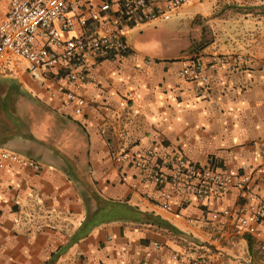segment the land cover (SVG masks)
<instances>
[{"label":"crops","instance_id":"1","mask_svg":"<svg viewBox=\"0 0 264 264\" xmlns=\"http://www.w3.org/2000/svg\"><path fill=\"white\" fill-rule=\"evenodd\" d=\"M218 3H237L243 10L221 14ZM175 15L177 36L186 20L200 15L214 36L205 53L245 54L250 66L239 73L220 70L207 85L189 83L179 76L177 52L141 54L127 35V55L88 63L92 85L85 93L97 104L81 117L69 109L57 113L48 87L27 70L15 71L14 63L0 66V117L16 114L20 85L43 103L29 115L34 130L29 134L0 118V148L41 165L39 171L14 164L0 170V264H44L64 250L94 193L127 201L176 231L111 222L71 245L58 264H177V251L202 264H264V238L239 235L234 217L212 218L237 211L244 192L232 189L225 198L211 196L202 203L176 195L168 213L132 193L112 168L116 151L177 150L191 162L219 169L261 167L250 190L264 195V0H193ZM175 44L171 41V48ZM106 104L111 112L102 109ZM260 231L264 237V226Z\"/></svg>","mask_w":264,"mask_h":264},{"label":"built area","instance_id":"2","mask_svg":"<svg viewBox=\"0 0 264 264\" xmlns=\"http://www.w3.org/2000/svg\"><path fill=\"white\" fill-rule=\"evenodd\" d=\"M193 0H0V66L21 60L30 77L47 86L54 109L81 117L97 101L85 93L92 85L87 74L90 62L114 60L130 52L126 37L136 26L169 21ZM179 76L189 83L207 85L220 70L239 73L252 60L243 54H199L181 60ZM111 112L107 104L102 106ZM14 164L39 171L30 158L0 148V170ZM112 168L132 193L162 210L173 213L176 195L204 202L208 197L225 198L232 189L244 192L245 202L237 211L212 215L213 220L234 217L237 233L264 238V195L250 190L263 169L250 172L201 165L180 152L145 153L116 151ZM154 247L162 248L159 243ZM177 264H202L183 251L173 255Z\"/></svg>","mask_w":264,"mask_h":264},{"label":"rangeland","instance_id":"3","mask_svg":"<svg viewBox=\"0 0 264 264\" xmlns=\"http://www.w3.org/2000/svg\"><path fill=\"white\" fill-rule=\"evenodd\" d=\"M218 6L216 11L221 14H224L227 10H232L234 12H241V10H243L237 3H235V5L218 3ZM226 6L229 8L227 9ZM207 20L208 19L200 15L186 20V22L181 25V31L178 32L179 35L177 36L175 32L178 31V19L176 15H174L169 21L138 25L136 29L129 32L128 40H130V44L135 50L145 55H164L165 52L169 53L166 50H171L169 54L177 52L180 59L185 56L204 54L206 47L210 44L212 45L214 41L210 26L206 24ZM171 41L176 43L174 49L170 46ZM9 64L11 67L14 65L15 71L19 70V72H26L28 68L27 64H24L21 60L11 61ZM9 83L16 84V80L11 79ZM2 86L4 87L3 84ZM20 86V95L16 100V114L11 117L3 115L0 118L3 121L6 119L11 120L13 127H15L19 133L29 134L34 131L29 115L34 108L42 106L43 103L33 94L28 93L23 85ZM7 88L8 84L3 90H7ZM4 126L7 128L10 127L7 123ZM4 126L2 125V128L6 129ZM184 244L188 245L187 243Z\"/></svg>","mask_w":264,"mask_h":264},{"label":"trees","instance_id":"4","mask_svg":"<svg viewBox=\"0 0 264 264\" xmlns=\"http://www.w3.org/2000/svg\"><path fill=\"white\" fill-rule=\"evenodd\" d=\"M115 221L131 222L139 225H151L159 228L176 231L168 222L152 213L142 212L138 207L132 206L127 201L119 202L105 199L97 193L92 194L84 222L74 234L70 243L64 250L55 252L44 264H58L59 258L73 244L86 238L95 228ZM249 243L252 239L248 238Z\"/></svg>","mask_w":264,"mask_h":264}]
</instances>
